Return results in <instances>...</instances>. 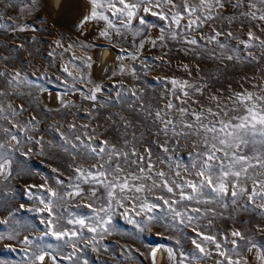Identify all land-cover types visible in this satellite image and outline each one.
Wrapping results in <instances>:
<instances>
[{
	"label": "snow or ice",
	"instance_id": "1",
	"mask_svg": "<svg viewBox=\"0 0 264 264\" xmlns=\"http://www.w3.org/2000/svg\"><path fill=\"white\" fill-rule=\"evenodd\" d=\"M37 9L62 17L78 12L73 21L77 38L65 47L60 33L50 57L55 48L67 52L98 47L87 39L90 28L98 24V36L113 47L119 42L114 37L124 41L131 33L129 47L121 48L117 70L108 78L127 73L136 83L114 81L105 88L84 73L79 83L90 85L85 91L76 87L77 77L67 65L62 70L66 75L55 78L33 72V79L17 69L0 70V185L25 173L38 175L40 166L33 156L65 158L64 171L46 165L44 183H25L20 190L22 197L38 205L27 211L39 213V235L19 239L23 203L7 209L6 218L0 219V241L23 246L0 248V264H13L9 256L18 252L20 264H89L82 253H100L101 241L117 231L119 217L139 233L155 226L190 230L191 253L167 248L176 264H203L213 256L219 257L215 264H249L248 254L264 264V0H51L50 8L49 0H20L19 5L17 0H0V30L39 32L7 16L9 10L30 16ZM153 18L165 25L155 38L148 34L156 27L150 22ZM40 22L47 27V20ZM169 40L184 46L185 55L197 61L195 73L190 64H181L185 78L158 76L146 87L142 81L147 73L164 70L171 60L167 51L151 62L143 53L146 47L166 49ZM8 59L0 56V62ZM203 61L213 62L207 71L201 67ZM93 63L87 55L76 67L91 69ZM245 64L260 71L259 77L242 76L251 90L243 84L237 89L231 82L227 88L220 83L227 80L230 68ZM53 79L64 89L54 97L58 107H41L36 98ZM21 85L29 89L27 95L45 121L48 112L63 110H68L65 117L80 118L81 110L71 112L77 106L65 99L78 93L89 102L83 116L87 122L57 120L42 129L35 114L20 119L29 109L9 98L25 94L17 91ZM154 85L161 86L159 98L150 91ZM115 107L127 115L104 116L99 111ZM99 116H104L103 122ZM6 195L0 188V208H7ZM218 221L231 226L221 230ZM156 253V248L148 253L152 264H157Z\"/></svg>",
	"mask_w": 264,
	"mask_h": 264
},
{
	"label": "rangeland",
	"instance_id": "2",
	"mask_svg": "<svg viewBox=\"0 0 264 264\" xmlns=\"http://www.w3.org/2000/svg\"><path fill=\"white\" fill-rule=\"evenodd\" d=\"M44 0H41L43 3ZM20 0H17V4L19 5ZM51 7V2L49 0V8ZM78 12L74 11L71 16H61L57 12H49L48 10L37 9L35 13L30 16H24L20 12L9 10L7 16H10L13 21H16L19 24H29L34 27L40 29L39 32H11L0 30V56H8L9 59L6 62H0V70L7 71L11 73L14 69L20 70L22 73L31 74L33 72H37L38 74H46L49 77L55 78V76H65L62 70L65 65L68 66V70L73 73L74 76L77 77L76 87L82 88L83 90H87V87L90 85H84L79 83L80 76L84 73H87L92 80L97 84H102L107 88L114 81H123L126 85L131 86L136 81L132 79V76L125 73L123 75L117 74L112 79L108 77L111 75L113 71L117 70V66L120 63L118 57L122 55L121 48L129 47L128 41L132 40L133 37L131 33L128 34L127 40L121 41L119 37H114L115 40L119 41L113 47L109 41L104 40L98 36V31L101 25H95L90 28V35H88V42L94 43L98 45V47L83 50V49H69L67 52L61 48H55V54L53 56H48V53L53 51L54 41L59 39L60 33L64 35V44L65 47L72 41L77 38V34L74 30L73 21L75 20ZM47 20V27L40 22V19ZM7 20V17H5ZM57 20L60 23H55ZM152 24L156 25L155 28L149 29V35L152 38L157 37L161 28L165 27L163 22L157 19H151ZM51 33V34H50ZM35 37L33 40L32 38ZM83 39V38H81ZM139 39V38H136ZM168 47L166 49H151L150 47H146L144 51V55L148 57L149 62H151L152 57L161 54L163 51L168 52V59L171 60L170 66L165 67L164 70L156 68L153 71H149L147 73L146 80L142 81L145 83V86L148 87L151 82H154L158 76H176L178 78H185L186 73L183 72L179 65L181 64H190L193 72L196 70L197 61L193 59L190 55H185L183 51L182 45L178 44L176 41H167ZM18 45H23L22 48H18ZM100 49H107L109 53L112 55L109 56V60L105 62L97 72L94 70L95 67V51ZM87 55H91L93 59V66L91 69L81 66L77 68L76 65L81 64V60L85 58ZM79 57L81 59L72 60L71 58ZM71 61V62H70ZM124 64L131 65V61H124ZM137 67H139V62H136ZM213 64L212 61H203L201 62V67L207 71L208 66ZM214 66V65H213ZM253 65H239L238 70L229 69V74L227 75V80H221L220 83L227 88L228 83H232V87L239 89L240 85L243 84L245 88L251 90V85L242 80V76L246 73L250 78L255 75L259 77L260 71L256 69L252 70ZM100 71V72H99ZM31 78L35 79L34 76ZM72 77H68V80L71 81ZM191 79V78H189ZM3 81L0 80V84ZM47 91L45 93L40 94L36 99L41 107L47 106L50 108L58 107V104L54 97L56 95H60L64 92L62 87H59V84L55 82H50L46 85ZM17 91L25 93L20 97H10L9 99L13 100L15 104L23 103L25 108L29 110L23 114L20 119H28L30 115H37L42 123L41 128H46L48 124L55 123L57 120L63 121L67 119L68 121H72L75 119V122L79 124L86 123L87 121L83 119L84 113L88 109L89 102L84 101L82 97L77 93L75 95H67L65 96L66 100L72 101L77 107L72 108L71 112H77V109H80V118L76 119L72 115L64 116L63 112L68 110H63L62 112H48L46 115L49 117L47 121L44 120V116L41 115L40 109L35 108L33 105L32 97L27 95L29 89L21 85ZM150 91L154 93V98H159L161 93V86L154 85L150 87ZM52 96L49 97L48 95ZM114 95V93H113ZM106 98V97H105ZM163 104V100L160 101ZM35 108V111H33ZM104 116L108 114V112L112 113H121L127 115L126 110H122L119 107L110 108V109H100ZM104 116L97 117V120L103 122ZM131 119V117L129 116ZM6 123V122H2ZM97 121H93V126H95ZM105 127L107 125L105 124ZM105 135H108L106 133ZM47 138V137H46ZM24 150V149H22ZM36 150L39 151L38 146H36ZM51 155V154H50ZM57 158L55 161L51 159H42L38 156H33L32 159L36 161V164L40 166V173L38 175L28 176L26 173L22 176L12 178L9 180L3 181V184L0 185L2 191L7 193L6 200L7 208H0V219H5L7 216V209L9 208H18L19 204L23 203L25 205V209L19 212V216L24 217L23 220L20 221V237L19 239H23V236L29 235L30 238H35L39 235V230L43 228L39 221V213H29L27 211L28 208H35L38 205H34L32 201L27 200L26 197H22L21 189L24 187L25 183L28 184H41L44 183V175L48 173V169L45 167L46 165H51L52 167H59L61 171L65 170V158L56 154ZM15 167V165H14ZM42 207V206H41ZM221 227V230H224L225 227H230L231 222H217ZM239 226V225H237ZM4 228L3 225H0V230ZM117 231L113 232L111 235H108L104 240L101 241L102 250L100 253H94L89 249H85L82 253L83 258L89 261V264H152L151 258L148 253L150 249L155 248L156 246L161 247L162 249V261L160 264H176L175 260L169 258L167 248L171 247L173 250L179 254L180 252H184L185 254L191 253L192 245L190 239V230L188 231H179V230H166L163 227L155 226L149 229L145 233H139L136 231L132 225L126 223L123 217H119L117 219L116 224ZM174 238V239H166ZM175 239H180L181 243L179 245L175 244ZM47 242L56 244L55 240H48ZM11 244L18 249H22V245H19L16 241H0V248H5V245ZM6 251V250H5ZM66 251H71V249H67ZM22 252L12 253L9 256V259L12 260L13 264H20ZM250 256L249 264H257V260L255 256ZM177 259H179V255H177ZM216 259L219 257L213 256L212 258L204 260L203 264H215ZM63 264H68L67 261H64Z\"/></svg>",
	"mask_w": 264,
	"mask_h": 264
},
{
	"label": "bare ground",
	"instance_id": "3",
	"mask_svg": "<svg viewBox=\"0 0 264 264\" xmlns=\"http://www.w3.org/2000/svg\"><path fill=\"white\" fill-rule=\"evenodd\" d=\"M51 2V0H50ZM57 3H59V0H57ZM112 55L111 53H109V51L107 49H100L98 48L95 53H94V58H95V67L94 70L97 72V69H99L100 67H102L103 64H105V62L107 60H109V56ZM99 57V59H98ZM108 62V61H107ZM100 70V69H99ZM100 72V71H99ZM49 97H51L52 95L49 94ZM157 249V253H156V259H157V264H160V262L162 261V249L159 246L155 247ZM152 262V259H151Z\"/></svg>",
	"mask_w": 264,
	"mask_h": 264
}]
</instances>
